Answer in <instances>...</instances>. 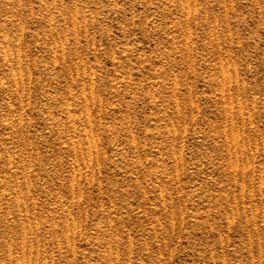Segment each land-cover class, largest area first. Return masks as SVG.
I'll return each instance as SVG.
<instances>
[{
    "label": "rangeland",
    "instance_id": "rangeland-1",
    "mask_svg": "<svg viewBox=\"0 0 264 264\" xmlns=\"http://www.w3.org/2000/svg\"><path fill=\"white\" fill-rule=\"evenodd\" d=\"M0 264H264V0H0Z\"/></svg>",
    "mask_w": 264,
    "mask_h": 264
}]
</instances>
